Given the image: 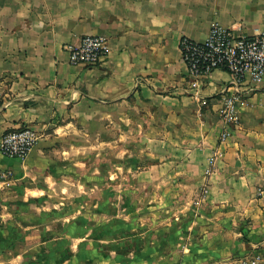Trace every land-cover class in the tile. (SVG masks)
Segmentation results:
<instances>
[{
  "label": "crops",
  "instance_id": "0c3cea01",
  "mask_svg": "<svg viewBox=\"0 0 264 264\" xmlns=\"http://www.w3.org/2000/svg\"><path fill=\"white\" fill-rule=\"evenodd\" d=\"M216 22L258 35L264 0H0V137L22 127L41 133L24 160L0 153V182L51 180L53 134L101 119L119 146L133 139L148 162L118 173L119 186L134 184L117 197L119 208L149 213L137 226L150 235L127 238L123 223L108 216L101 264H158L159 256L167 264H240L233 249L264 231V82L242 98L239 122L224 139L223 87L232 77L215 70L193 79L180 50L182 38L203 42ZM85 36L107 40L101 66L70 64L69 48ZM129 192L134 203L123 199ZM14 225L22 234L12 233ZM26 225L0 220V264H62V236L31 237ZM50 225L58 223L43 224ZM140 240L148 248L134 245Z\"/></svg>",
  "mask_w": 264,
  "mask_h": 264
},
{
  "label": "rangeland",
  "instance_id": "374dc122",
  "mask_svg": "<svg viewBox=\"0 0 264 264\" xmlns=\"http://www.w3.org/2000/svg\"><path fill=\"white\" fill-rule=\"evenodd\" d=\"M53 135L51 180L31 176L0 182V220L27 223L23 233L28 232L31 237L62 236V264H70V251L78 254V264H101V237L108 231L103 223L108 216L110 222L123 223L121 230L125 237L148 239V227L140 228L137 222L141 219L148 222L149 213H137L138 208L130 206L119 208L117 197L119 188L133 183L121 180L119 186L118 173L131 175L148 164L142 160L139 144L129 139L122 141L121 148L116 143L117 134L105 132L101 119L69 122ZM130 192L123 199L134 203L137 198ZM45 222L58 225L44 227ZM11 230L13 234H22L20 225H14ZM112 230L117 232V225ZM164 231L161 230L162 234ZM261 233V239H254L252 244L247 239L242 247L237 245L233 249L242 259L240 264H264V231ZM86 236L92 242L85 245L63 241ZM127 243L126 247L132 245ZM148 243L140 240L134 245L148 248ZM167 263L159 256L158 264ZM140 264H149V261L142 260Z\"/></svg>",
  "mask_w": 264,
  "mask_h": 264
},
{
  "label": "built area",
  "instance_id": "2783aa9c",
  "mask_svg": "<svg viewBox=\"0 0 264 264\" xmlns=\"http://www.w3.org/2000/svg\"><path fill=\"white\" fill-rule=\"evenodd\" d=\"M180 50L190 76L199 80L215 70L228 72L232 79L223 87L221 118L228 130L239 122L238 104L264 82V32L255 36L238 34L234 29L214 23L203 42L184 37ZM111 48L101 36H85L80 45L69 48L72 65L97 67L104 64ZM41 139L32 127H22L0 137V153L8 158L24 160L30 156Z\"/></svg>",
  "mask_w": 264,
  "mask_h": 264
}]
</instances>
